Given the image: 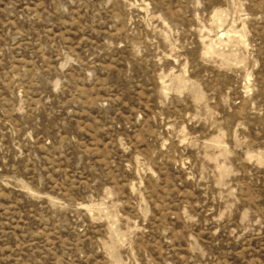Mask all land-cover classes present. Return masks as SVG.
I'll return each instance as SVG.
<instances>
[{"label": "rangeland", "instance_id": "rangeland-1", "mask_svg": "<svg viewBox=\"0 0 264 264\" xmlns=\"http://www.w3.org/2000/svg\"><path fill=\"white\" fill-rule=\"evenodd\" d=\"M0 264H264V0H0Z\"/></svg>", "mask_w": 264, "mask_h": 264}]
</instances>
